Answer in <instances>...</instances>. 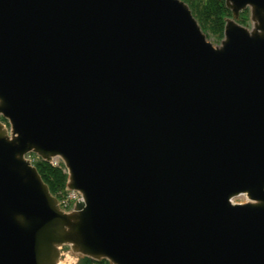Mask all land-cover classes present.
<instances>
[{"label":"water","instance_id":"obj_1","mask_svg":"<svg viewBox=\"0 0 264 264\" xmlns=\"http://www.w3.org/2000/svg\"><path fill=\"white\" fill-rule=\"evenodd\" d=\"M225 3L214 46L183 0H0V264H264V0Z\"/></svg>","mask_w":264,"mask_h":264},{"label":"trees","instance_id":"obj_2","mask_svg":"<svg viewBox=\"0 0 264 264\" xmlns=\"http://www.w3.org/2000/svg\"><path fill=\"white\" fill-rule=\"evenodd\" d=\"M186 2L203 31L208 38H214L218 42L224 37L226 19L232 17V13L227 9L225 0H183ZM240 24L248 26L250 23L249 10L241 14ZM5 121L4 118H1ZM32 164L38 169L44 182L49 186L52 194L58 198L60 203L68 195L67 182L68 173L63 163L53 165L31 154ZM79 264H110L107 260L95 261L90 258H81Z\"/></svg>","mask_w":264,"mask_h":264},{"label":"rangeland","instance_id":"obj_3","mask_svg":"<svg viewBox=\"0 0 264 264\" xmlns=\"http://www.w3.org/2000/svg\"><path fill=\"white\" fill-rule=\"evenodd\" d=\"M248 26H250V23H249V25ZM209 41L211 42V43H213L214 44V46H218V45H220V43L221 42H218L216 39H214V38H211V39H209ZM2 116H0V121H2ZM7 127H9V124H8V122L7 121H2ZM70 197H69V191H68V195H67V197L65 198V200L66 199H69ZM64 200V201H65ZM249 201V198L247 197V195H242V196H240V197H237V198H235L234 199V203H238V204H243V203H247ZM73 204H74V201H71V204H70V206L66 209V211L67 212H70V211H72V209H73ZM69 247H65L64 249H63V253H64V256L65 257H67V255H69ZM79 262H80V260H77L76 259V261H73V262H70L71 264H79Z\"/></svg>","mask_w":264,"mask_h":264},{"label":"built area","instance_id":"obj_4","mask_svg":"<svg viewBox=\"0 0 264 264\" xmlns=\"http://www.w3.org/2000/svg\"><path fill=\"white\" fill-rule=\"evenodd\" d=\"M28 159L32 162L31 160V155L28 156ZM62 163V161L59 158H55L51 163L53 165H58L59 163ZM69 191V190H68ZM69 199H66L65 201L62 202V204L60 203L61 207L66 211V209L70 206L71 201H74V204L76 203V201H78L79 199H81V195L78 192H73V191H69ZM73 204V207H74ZM73 210V209H72ZM67 212V211H66Z\"/></svg>","mask_w":264,"mask_h":264}]
</instances>
